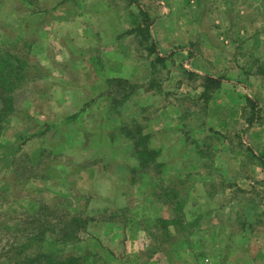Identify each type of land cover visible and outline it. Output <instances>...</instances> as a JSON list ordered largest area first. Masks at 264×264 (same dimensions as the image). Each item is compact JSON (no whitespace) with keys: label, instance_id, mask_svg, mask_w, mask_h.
Here are the masks:
<instances>
[{"label":"rangeland","instance_id":"374dc122","mask_svg":"<svg viewBox=\"0 0 264 264\" xmlns=\"http://www.w3.org/2000/svg\"><path fill=\"white\" fill-rule=\"evenodd\" d=\"M0 49L26 60L1 121L0 264L72 216L80 241L44 250L264 264V0H0Z\"/></svg>","mask_w":264,"mask_h":264},{"label":"trees","instance_id":"16d2710c","mask_svg":"<svg viewBox=\"0 0 264 264\" xmlns=\"http://www.w3.org/2000/svg\"><path fill=\"white\" fill-rule=\"evenodd\" d=\"M25 59L12 53L10 50L0 49V100L3 103L2 108L0 109V136L2 134V122L7 112H11L13 108V97L15 89L22 83L25 78ZM125 81L123 83H127ZM221 85V81L216 77H206L205 83L203 85L204 91L203 96L209 98L211 91L214 88H217ZM128 87V83L126 85ZM131 91L125 94V97L130 95L131 92H134L135 85L129 83ZM124 98V97H123ZM114 99H117L114 97ZM122 100V98H121ZM72 116L70 118H74ZM2 121V122H1ZM124 130V133L132 138V143H134L135 149L139 154V159H142L141 163L144 167L150 166V160L153 158H148L150 154L153 153L151 149L147 147V139L144 141V137L141 136L139 130H132L129 126L124 125L121 127ZM136 136V137H135ZM4 146V143L0 140V148ZM142 146V147H141ZM2 157H5L1 153ZM62 227L60 229L56 228L51 221H45L43 223V230H40L39 227H34L31 232L28 234L26 243L22 245V249L29 250V252L35 247L38 243V247L42 248V251H37L35 254L28 253L26 260L23 263L18 264H89L92 261L90 260V254L86 253H74L67 254L65 252L60 253L56 249L44 250L47 246L46 243H53L56 240H60L59 246H66L69 244L77 243L80 241V234L86 230L89 219L88 217L78 218L77 216H72L70 219H65L62 221ZM34 223H37L35 221ZM60 232V237H57L56 231ZM50 232V233H49ZM49 233V234H48ZM51 241V242H50ZM45 243V245H43ZM25 259V257H24ZM44 259V262H43Z\"/></svg>","mask_w":264,"mask_h":264}]
</instances>
